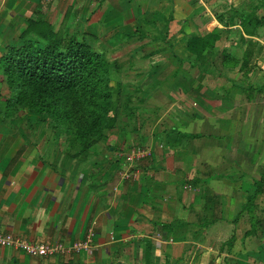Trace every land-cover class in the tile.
<instances>
[{
  "label": "crops",
  "instance_id": "1",
  "mask_svg": "<svg viewBox=\"0 0 264 264\" xmlns=\"http://www.w3.org/2000/svg\"><path fill=\"white\" fill-rule=\"evenodd\" d=\"M157 2L159 11L151 0H0V55L23 45L31 21L55 31L77 21L110 41L104 55L120 49L152 60L131 69L144 75L126 96L142 116L120 110L88 158L71 157L49 120L0 108V233L51 245L94 234L89 251L70 255L0 247V264H264V185L255 196L264 176V49L248 75L214 63L222 51L243 54L227 47L234 38L219 28L223 40L196 61L186 37L217 29L206 27L212 19L203 5ZM182 46L192 61L178 56ZM0 92L3 106V82ZM132 148L150 155L137 179H123L120 151ZM250 197L254 211L243 212Z\"/></svg>",
  "mask_w": 264,
  "mask_h": 264
},
{
  "label": "trees",
  "instance_id": "2",
  "mask_svg": "<svg viewBox=\"0 0 264 264\" xmlns=\"http://www.w3.org/2000/svg\"><path fill=\"white\" fill-rule=\"evenodd\" d=\"M263 9L264 0L242 16L236 12L227 19L218 17L227 30L237 27L229 32L234 39H226L225 43L235 50L241 48L243 54L237 57L228 50L222 51L215 63L238 66L240 72L248 75L255 53L263 52L255 40L264 36ZM22 39V46L9 47L0 55V83L9 93L0 108L8 115L26 110L49 120L58 138H71V144L79 146L71 157L88 158L93 146L104 141L118 121L116 105L120 93L113 85L114 67L106 55L79 42L65 25L55 31L46 20L31 21ZM222 40L215 29L201 38L191 37L187 49L197 61ZM261 179L256 197L264 185V176ZM256 197L248 198L243 212L254 211Z\"/></svg>",
  "mask_w": 264,
  "mask_h": 264
},
{
  "label": "rangeland",
  "instance_id": "3",
  "mask_svg": "<svg viewBox=\"0 0 264 264\" xmlns=\"http://www.w3.org/2000/svg\"><path fill=\"white\" fill-rule=\"evenodd\" d=\"M157 1H160V0H151V4L152 5L156 4V8L154 10L159 11L160 2H157ZM186 1L188 2L187 4L190 7L192 5L196 6V4L203 5V7H201L200 12L206 11V19L207 18L212 19V21L210 23L208 20L205 22L206 27L209 30H212V28L219 29V28H225V26H224V23H221L219 20L218 21L213 20L211 14H210L211 12H209L208 9L210 11L212 10L213 13L215 12V14L217 15V18L219 16H223V17H225V19H227V17H230V15H236L235 14L236 12H237V15L241 12L240 15L242 16V14L244 12H249L253 8H255V6L259 5L262 0H198V1L197 0H186ZM203 3L206 4V7L208 9L205 8ZM262 11H264V9ZM60 19L59 18L57 19V23ZM235 28L236 27H233L231 31H236ZM81 29L82 28L80 27V23L75 21V23H73V26H71V28H70V32L77 37V40L79 42H83V43L85 42L86 44H89L90 46H92L96 51L102 53V51H103L102 45L108 44L110 41L106 40L107 39L106 37L103 38V36L101 37L99 35H92L89 32L85 33L84 31H82L83 29L82 30ZM225 29H227V28H225ZM238 29H239V27H238ZM221 31H222V29H221ZM223 31L228 32V33L231 32L230 30H224V29H223ZM141 33H146V31L141 29ZM94 36H95V38H93ZM192 36L193 35L190 33L186 37V39H188ZM231 36L234 37L232 33H231ZM255 40L259 41L260 46L262 45V47L264 49V36H262L260 38H255ZM132 42H136V41L134 40ZM131 44L132 43H130V45ZM227 47H230V44H227ZM180 49H181V52L177 50L178 51L177 54H179L178 55L179 57H181V58L185 57L186 60H190V61H192L194 59V57L192 55H190L188 52L185 51L186 47L182 46ZM167 53H169V52H167ZM140 54H141V52H138V54H136V55H129V54H126V52L124 53V52L120 51V49H116V50L115 49H109L106 51V57H107L108 61L110 62V64H112V66L115 69V74H114L115 78H114L113 85L116 87H119L121 90V93L119 95L120 101L116 105V107L118 108V112L120 110H122V113H125L128 109L133 108V111H129V112L136 115L137 118H140L142 115L139 112H136V105L129 104V102L126 100L127 99L126 96L135 92V90H136L135 84L137 81L140 80V78H138V76L144 75V72L135 73V71H131V69H134L135 66L138 64L152 63V60H146L143 58V55L141 56ZM238 56H239V52H238ZM262 57H264V52H263ZM158 58H160L159 62H161L162 64L166 63L164 56H160ZM153 59H155V58H153ZM168 61H169V63H174L173 59L171 61L170 60H168ZM209 63H210V59H209ZM219 63H220V61H219ZM131 65H133L134 67H130ZM210 65H211V63H210ZM258 68H259V66H258ZM261 69H264V68L261 67ZM263 73H264V70H263ZM131 102L133 104H136V102H134V100H131ZM254 108H255V106H254ZM136 117H135V119H137ZM119 122L120 123L121 122L127 123L126 117L122 118V116H121V120ZM196 137L199 138L201 136L196 135ZM70 139L71 138L66 139L65 145H66V148L68 149V151L70 150L72 153H74V152H76V150H78L77 147H79V146H76L74 144L72 145L70 142L71 141Z\"/></svg>",
  "mask_w": 264,
  "mask_h": 264
},
{
  "label": "built area",
  "instance_id": "4",
  "mask_svg": "<svg viewBox=\"0 0 264 264\" xmlns=\"http://www.w3.org/2000/svg\"><path fill=\"white\" fill-rule=\"evenodd\" d=\"M150 151L145 148H132L128 150H121L120 156L127 169L122 173L123 179H137L140 171L137 168L138 164L147 160ZM94 234L91 232L88 238L82 243H74L65 245L63 243L51 245L45 243H32L24 238L15 236L13 234L0 233V247L12 248L26 253L31 257L46 258L54 255H65L89 251L92 247V238Z\"/></svg>",
  "mask_w": 264,
  "mask_h": 264
}]
</instances>
